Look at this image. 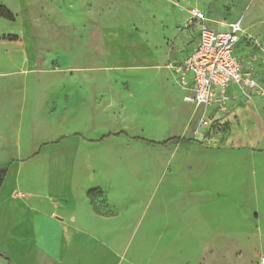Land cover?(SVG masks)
<instances>
[{"label": "rangeland", "instance_id": "obj_1", "mask_svg": "<svg viewBox=\"0 0 264 264\" xmlns=\"http://www.w3.org/2000/svg\"><path fill=\"white\" fill-rule=\"evenodd\" d=\"M0 5L14 17H0V116L32 128L45 112L47 156L72 165L56 168L74 181L63 264H264V95L195 111L173 69L197 7L241 22L239 54L264 83V0Z\"/></svg>", "mask_w": 264, "mask_h": 264}, {"label": "crops", "instance_id": "obj_2", "mask_svg": "<svg viewBox=\"0 0 264 264\" xmlns=\"http://www.w3.org/2000/svg\"><path fill=\"white\" fill-rule=\"evenodd\" d=\"M187 15L186 23L190 17L189 9ZM205 16L211 30L226 31V25L230 24L212 21L206 14ZM188 28L190 36L185 49V60L197 46L199 25L195 23ZM243 38L244 34L236 45L235 54L243 61L245 69L252 73L249 63L239 54ZM252 75L261 82V79L253 73ZM181 91L183 99L192 95L189 90ZM229 94L231 101L240 96L235 86L230 87ZM34 101L36 105L38 102L42 104L44 110L47 104L44 96L39 95ZM24 103L26 106L27 99ZM32 116V128L24 124L22 116H0V166L8 168L0 188V255L3 256L0 259L7 264H63L67 256L68 241L63 236L68 230L73 232V221L69 218L71 211L64 209L60 196H70V192H74V181L68 185L63 180L67 171L56 168H71L72 165L68 160L47 156L52 144L42 143L47 130L45 112L40 111ZM52 129L53 127L50 128ZM58 133L55 128L51 134ZM28 134V140H25ZM50 168H55V171L51 172ZM18 194H24L25 197L21 198ZM46 228L54 230L56 237L52 240L41 238L43 231L45 237Z\"/></svg>", "mask_w": 264, "mask_h": 264}, {"label": "built area", "instance_id": "obj_3", "mask_svg": "<svg viewBox=\"0 0 264 264\" xmlns=\"http://www.w3.org/2000/svg\"><path fill=\"white\" fill-rule=\"evenodd\" d=\"M189 16L186 28L195 23L199 25L198 43L183 65L173 67L178 85L192 93L184 101L195 111L224 113L231 86L248 98L264 95V83L256 80L235 54L236 45L244 34L241 22L226 25V31H215L209 28L199 8H190ZM206 119L202 120L204 124H207ZM19 196L25 197L24 194Z\"/></svg>", "mask_w": 264, "mask_h": 264}, {"label": "trees", "instance_id": "obj_4", "mask_svg": "<svg viewBox=\"0 0 264 264\" xmlns=\"http://www.w3.org/2000/svg\"><path fill=\"white\" fill-rule=\"evenodd\" d=\"M0 17L6 19L8 21H14L13 14L8 9L3 7L2 5H0ZM7 172H8V168L7 167H1L0 166V188H1L2 184H3V182H4V179H5L6 175H7ZM95 192H96V190L92 189V190L89 191L88 194L91 196ZM0 257H3V256L0 255Z\"/></svg>", "mask_w": 264, "mask_h": 264}]
</instances>
